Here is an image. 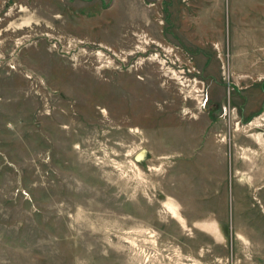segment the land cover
Segmentation results:
<instances>
[{
  "label": "rangeland",
  "instance_id": "1",
  "mask_svg": "<svg viewBox=\"0 0 264 264\" xmlns=\"http://www.w3.org/2000/svg\"><path fill=\"white\" fill-rule=\"evenodd\" d=\"M0 264H264V0H0Z\"/></svg>",
  "mask_w": 264,
  "mask_h": 264
},
{
  "label": "water",
  "instance_id": "2",
  "mask_svg": "<svg viewBox=\"0 0 264 264\" xmlns=\"http://www.w3.org/2000/svg\"><path fill=\"white\" fill-rule=\"evenodd\" d=\"M140 158H141L140 155H137L136 158H135V160H136V161H139Z\"/></svg>",
  "mask_w": 264,
  "mask_h": 264
},
{
  "label": "bare ground",
  "instance_id": "3",
  "mask_svg": "<svg viewBox=\"0 0 264 264\" xmlns=\"http://www.w3.org/2000/svg\"><path fill=\"white\" fill-rule=\"evenodd\" d=\"M170 213H171V215H172L173 217H175V215H174V211H173V210H170Z\"/></svg>",
  "mask_w": 264,
  "mask_h": 264
}]
</instances>
